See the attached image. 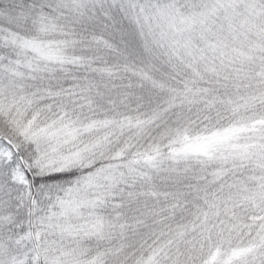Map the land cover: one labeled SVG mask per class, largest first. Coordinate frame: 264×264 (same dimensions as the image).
<instances>
[{
    "label": "snow or ice",
    "instance_id": "6c2138e0",
    "mask_svg": "<svg viewBox=\"0 0 264 264\" xmlns=\"http://www.w3.org/2000/svg\"><path fill=\"white\" fill-rule=\"evenodd\" d=\"M0 264H264V0H0Z\"/></svg>",
    "mask_w": 264,
    "mask_h": 264
}]
</instances>
